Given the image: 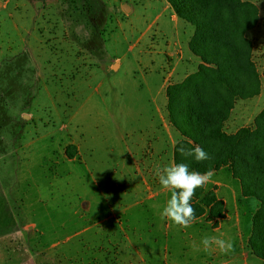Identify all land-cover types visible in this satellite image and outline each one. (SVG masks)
<instances>
[{"label": "rangeland", "instance_id": "obj_1", "mask_svg": "<svg viewBox=\"0 0 264 264\" xmlns=\"http://www.w3.org/2000/svg\"><path fill=\"white\" fill-rule=\"evenodd\" d=\"M165 2L0 0V264H264L248 246L258 199L229 167L213 176L234 186L219 192L227 217L215 226L207 209L185 229L162 218L170 191L155 195L132 144L155 105L167 114L164 86L197 67L193 25ZM261 86L237 99L226 132L253 126ZM221 233L229 254L195 250Z\"/></svg>", "mask_w": 264, "mask_h": 264}, {"label": "trees", "instance_id": "obj_2", "mask_svg": "<svg viewBox=\"0 0 264 264\" xmlns=\"http://www.w3.org/2000/svg\"><path fill=\"white\" fill-rule=\"evenodd\" d=\"M167 2L180 21L193 25L188 47L198 59L196 70L166 87L168 117L182 135L174 146V161L201 173L230 168L240 181L241 193L259 201L248 246L264 259V107L252 127L234 133L224 130L236 100L254 97L261 90L248 36L258 22V7L250 0ZM196 145L209 154V160L196 162L181 155V146ZM190 203L195 219L207 209V220L224 216V203L213 188H197Z\"/></svg>", "mask_w": 264, "mask_h": 264}, {"label": "crops", "instance_id": "obj_3", "mask_svg": "<svg viewBox=\"0 0 264 264\" xmlns=\"http://www.w3.org/2000/svg\"><path fill=\"white\" fill-rule=\"evenodd\" d=\"M250 1H252L258 7V16H259L257 24L248 33V36L251 39L252 44H253L252 57H253V60L256 64L257 70H260L261 69L260 67H262V70H264V0H250ZM165 3H166L165 7H166L168 13L170 14V18L175 22V24L178 23L179 19L176 16L174 10L170 7L167 0ZM184 27H187L186 24ZM192 33H193V31H192ZM192 33L190 34V36L192 35ZM190 36H189V38H190ZM187 45H188V42H187ZM188 49H189V47H188ZM179 52L177 53V56H178L177 61L181 60V58H182V54H181V52L180 53ZM188 61L189 62L197 61V64H198L197 57H196V60L189 58ZM113 68L115 69V67H113ZM190 72H191L190 70H185L183 78ZM263 84H264V82L262 81L261 85H263ZM99 86H100V84L98 85V87ZM166 86H167V84L164 86L165 93H166ZM161 88H163V87L161 86L158 89L157 94L160 93ZM261 88H262V86H261ZM260 94L262 95V91L258 95H256L257 98L261 96ZM165 99H166V101L164 102V105H165V107H167V101H168L167 95H166ZM153 101H155L154 98H153ZM236 102H237V100H236ZM155 109H156L155 112H153L150 115V118L152 119L151 122L147 125V128L144 127V128H141L139 131H137L139 134L136 136V138L133 139L132 144L135 148H137L138 150L141 151V154L144 157V159L146 161H149L147 163H144V168H145L146 172H148L152 175L156 184L161 185L158 181V177L155 174V170L157 167H163L164 165H170V164L175 163V161H174V146H175L176 142L180 138H182V135L180 134V132L176 128H174V126L171 124V122L169 120L167 121L166 115L168 114V112L166 115L161 113V110L157 105H155ZM114 115L118 118V116L116 114H114ZM155 120H157V121H155ZM130 135H131L130 130L126 129L125 133H123L122 136L120 137V139H118V140H120L121 143L126 144L127 139L129 140V138H130ZM145 138L147 139V141H145ZM116 144L117 143H115L114 148H113L114 153L117 152V155H120L122 152V148L120 147L119 144H118V146ZM126 150L129 151V148H127ZM109 154L110 155L112 154L111 149L109 151ZM143 162H145V161H143ZM217 171H219V170H217ZM217 171H215V172H217ZM231 176L233 177L232 173H231ZM233 178H235V177H233ZM235 179H237L239 182V184H237V185H239V189H240V193H241L240 181L238 178H235ZM205 186L213 188L217 197L219 199H221L224 203V206H223L224 216L223 217H214L210 220V222L215 223L214 224L215 226L219 222V226H220V221L223 218L227 217V209H226V199L224 196H221L219 194V192L221 191V187L227 186L230 189L231 194L233 195L232 197H234L235 190L232 188L234 186L233 185L231 186L226 181H223V180L218 179L216 177H213L212 180L208 184H206ZM167 190L168 189H165L162 186L157 192H155V195H160L162 192H166ZM241 195H242V197H249V196H244L242 193H241ZM140 202H142V201L140 200ZM258 205H259V201L255 206V210L257 209ZM253 213L251 214V216L253 215Z\"/></svg>", "mask_w": 264, "mask_h": 264}, {"label": "clouds", "instance_id": "obj_4", "mask_svg": "<svg viewBox=\"0 0 264 264\" xmlns=\"http://www.w3.org/2000/svg\"><path fill=\"white\" fill-rule=\"evenodd\" d=\"M179 151L185 158L190 157L196 162L210 159L209 154L199 145L188 149L181 146ZM155 174L159 183L170 191V198L162 208V218L170 219L181 228L191 227L195 221V209L190 203L191 198L197 188L204 187L212 180L214 171L212 169H208L204 173L190 171L189 165L181 162L157 167ZM222 237V233L219 236L205 234L201 238L202 249L195 246L194 248L197 251L203 250L208 253L215 246L221 254H229L234 250L233 242Z\"/></svg>", "mask_w": 264, "mask_h": 264}]
</instances>
